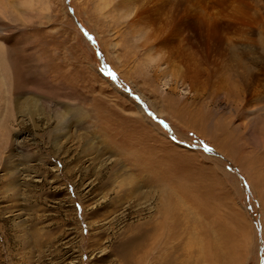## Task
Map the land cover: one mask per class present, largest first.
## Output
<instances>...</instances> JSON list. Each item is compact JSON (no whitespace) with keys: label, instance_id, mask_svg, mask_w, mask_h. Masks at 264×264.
<instances>
[{"label":"rangeland","instance_id":"374dc122","mask_svg":"<svg viewBox=\"0 0 264 264\" xmlns=\"http://www.w3.org/2000/svg\"><path fill=\"white\" fill-rule=\"evenodd\" d=\"M36 5L0 22V264H264V0Z\"/></svg>","mask_w":264,"mask_h":264},{"label":"bare ground","instance_id":"6f19581e","mask_svg":"<svg viewBox=\"0 0 264 264\" xmlns=\"http://www.w3.org/2000/svg\"><path fill=\"white\" fill-rule=\"evenodd\" d=\"M38 0H0V22L3 23L4 22V18H5V15H7L9 13V9L10 7L12 9H15V10H22V8H25L27 9V11L29 10H35L36 9V3H37ZM41 4V3H40ZM48 7V6H47ZM38 9V8H37ZM47 10V9H46ZM25 11V10H24ZM16 12V11H15ZM23 12V11H22ZM34 12V11H33ZM11 13V12H10ZM9 13V14H10ZM27 13V12H26ZM14 14V13H12ZM20 14V13H19ZM22 14V13H21ZM9 16V15H8ZM7 16V19L9 18ZM16 16H17V12H16ZM21 16V15H20ZM24 17V16H23ZM14 18V17H12ZM20 18V17H19ZM18 18V20H19ZM16 19V17L14 18ZM13 19V21H14ZM21 20V19H20ZM11 21V20H10ZM16 22V21H15ZM25 22V21H24ZM0 23V24H1ZM6 23V22H5ZM9 23V21H8ZM4 24V23H3ZM2 24V25H3ZM5 25V24H4ZM1 48V47H0ZM79 116V115H78Z\"/></svg>","mask_w":264,"mask_h":264}]
</instances>
